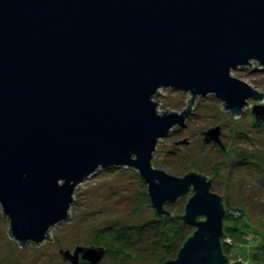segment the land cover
Listing matches in <instances>:
<instances>
[{"label": "water", "instance_id": "95a60500", "mask_svg": "<svg viewBox=\"0 0 264 264\" xmlns=\"http://www.w3.org/2000/svg\"><path fill=\"white\" fill-rule=\"evenodd\" d=\"M252 62L264 70V0H0V206L11 237L40 244L68 219L77 186L129 167L159 214L192 193L175 217L194 232L164 264H226L225 209L211 181L152 168L157 141L190 107L160 114L153 97L212 94L233 116L251 99L259 124L263 93L231 74ZM218 134L204 141L221 145ZM104 252L61 256L98 264Z\"/></svg>", "mask_w": 264, "mask_h": 264}, {"label": "rangeland", "instance_id": "374dc122", "mask_svg": "<svg viewBox=\"0 0 264 264\" xmlns=\"http://www.w3.org/2000/svg\"><path fill=\"white\" fill-rule=\"evenodd\" d=\"M231 74L264 95V70L256 62ZM191 99L190 94L170 89H160L153 97L160 114L180 115L187 107L190 111L184 125L173 127L157 141L152 168L175 177L198 173L209 179L211 191L236 212L223 221L227 236L222 251L228 264H264V122L257 124L251 113L252 106L260 103L250 99L233 116L212 94L190 103ZM216 128L221 145L205 142L204 133ZM191 195L165 203L163 212L169 215L159 214L151 204L147 185L134 169L98 170L75 189L66 222L50 229L47 239L38 245H19L11 237L0 206V264H70L61 251L73 253L77 247L103 248L98 264H164L170 260L171 250L155 248L158 236L148 237L151 230L141 240L135 239L137 229L151 228L153 234L160 227L166 229L167 239L183 240L194 228L185 224L181 229L184 223L175 215H183ZM165 217L173 222L166 228L161 226ZM122 234L129 238L120 239Z\"/></svg>", "mask_w": 264, "mask_h": 264}, {"label": "trees", "instance_id": "16d2710c", "mask_svg": "<svg viewBox=\"0 0 264 264\" xmlns=\"http://www.w3.org/2000/svg\"><path fill=\"white\" fill-rule=\"evenodd\" d=\"M201 175V174H200ZM207 179V178H206ZM207 180H209V179H207ZM222 204H223V198H222ZM223 207H224V209H225V218H228V220H230V219H232L235 215H236V212H232V211H230V209H227L226 208V206H224V204H223ZM174 218V217H173ZM175 218H178V217H175ZM165 219V221L163 222H161V226H163L164 228H166V226H168V225H170V224H173V222H172V220L171 219H169V218H167V217H165L164 218ZM179 219V218H178ZM180 226H181V229H185V227H186V225L185 224H180ZM160 227H157V232L155 231V233H151L152 232V229L151 228H148V229H146V230H142L141 228H139V229H137V233H136V237H135V239H139V240H141V238H139V237H141V236H144V232L145 231H149V230H151V231H149V235H147L148 237H152V236H158V238H156L157 239V241L154 243V246H155V248H160V247H162V248H167V251H168V249H170L171 250V252H172V254H171V258H169L170 260H173V259H175L176 258V256H177V254H178V251H179V249L182 247V245H183V243L186 241V239L188 238V237H190L191 235H192V233L194 232V230L193 231H191L189 234H187L185 237H184V239L183 240H181V239H179V241H177V242H175L174 240L175 239H173V241L172 240H170V239H167V235H165L164 234V231L166 230V229H164V231H161V229H159ZM159 229V230H158ZM154 230V229H153ZM120 233H122V232H120ZM119 233V234H120ZM150 233H151V235H150ZM121 237H120V239L121 238H129V236H128V234H122V235H120ZM227 235H226V233H223V237L221 238V240H220V242H221V246H222V250H223V240L225 239V237H226ZM125 240H128V239H125ZM131 241H134L133 239L131 240ZM126 243V242H125ZM228 250H230V247L228 248ZM224 257L227 259V263L226 264H228L229 263V260H228V257L226 256V255H224Z\"/></svg>", "mask_w": 264, "mask_h": 264}]
</instances>
